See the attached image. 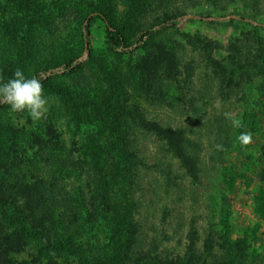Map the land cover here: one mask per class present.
Wrapping results in <instances>:
<instances>
[{
  "label": "rangeland",
  "instance_id": "rangeland-1",
  "mask_svg": "<svg viewBox=\"0 0 264 264\" xmlns=\"http://www.w3.org/2000/svg\"><path fill=\"white\" fill-rule=\"evenodd\" d=\"M97 10L125 27L129 43L138 37L131 26L177 19L152 42L177 63L174 78L164 77L161 100L141 93L140 50L113 54L97 18L89 60L84 21ZM66 63L82 68L65 75ZM17 68L49 76L54 88L44 89L49 105L39 121L0 111V217L22 204L15 190L59 182L74 199L66 211L74 217L57 264L118 256L116 226L131 220L138 250L155 243L174 260L192 246L198 264H264V0H0V78ZM107 103L136 106L151 123L183 129L200 158L196 180L159 135L143 132L137 189L118 188L113 203L127 211L114 215L106 206L114 197L97 179L109 171L102 169L108 151L99 148Z\"/></svg>",
  "mask_w": 264,
  "mask_h": 264
},
{
  "label": "trees",
  "instance_id": "trees-1",
  "mask_svg": "<svg viewBox=\"0 0 264 264\" xmlns=\"http://www.w3.org/2000/svg\"><path fill=\"white\" fill-rule=\"evenodd\" d=\"M94 18L102 22L107 46L113 54L125 56L140 50L137 70L141 78V93H145L147 98L155 97L156 100H161L164 77L167 74L170 79L174 78V68L177 63L173 53H165L164 49L152 45V42L157 36L175 26L177 19L164 17L155 25L140 31L135 30L136 26H131L130 28L138 32V37L134 42L129 43L125 27L117 26L108 11L97 10L84 21L83 44L87 57L91 61L94 60V52L90 26ZM252 25L260 27L256 22H253ZM161 56H164L165 60ZM81 68L82 64L80 63L75 65L66 63L64 74L78 72ZM12 74L9 72L8 76L11 77ZM35 77L40 79L45 90L54 88L49 76L44 78L36 74ZM5 107L9 106L0 104V111ZM103 108L106 120L104 123L106 137L99 142V148L102 151L104 148L108 151L109 155L105 158L106 161L102 165V169L109 171H106L107 174L104 177L97 179L99 186L107 189L109 195L112 194L114 197L112 200L110 196L106 202V206L114 215L127 211L121 206L119 209L118 204L113 203V201L117 203L119 201L117 193L122 189L118 188L124 186L123 190L130 194L137 189V171L139 167L144 166L139 152L138 135L143 132H153L159 135L164 140L168 152L179 161L191 178L196 180L200 158L195 153L196 145L186 137L183 129L173 130L162 127L158 123H151L133 105L122 107L119 103H107ZM223 144L217 143V148L221 149ZM55 182L56 186L51 183L49 187L40 184L37 190H33L34 188L32 187V189L30 186L23 191L15 190L16 196H21L23 201L19 206L17 200L12 203L11 210H6L1 214L0 264H57L56 257L62 255L65 250L67 241L64 237L71 230V218L74 216L67 215V209L74 199L71 194L58 186L59 182ZM71 214L74 213L71 212ZM115 231L118 241V256L99 261L98 264H198L192 246L174 260L171 257L161 256L155 243L145 251L138 250L139 228L134 220L122 227L117 225ZM212 242L210 237L205 239L203 249L207 257L211 256ZM35 244H38V247ZM26 252L28 256L24 258L23 254Z\"/></svg>",
  "mask_w": 264,
  "mask_h": 264
},
{
  "label": "clouds",
  "instance_id": "clouds-1",
  "mask_svg": "<svg viewBox=\"0 0 264 264\" xmlns=\"http://www.w3.org/2000/svg\"><path fill=\"white\" fill-rule=\"evenodd\" d=\"M0 104H7L13 113H27L33 121H39L48 111L49 97L40 79L26 76L17 68L8 79L0 78ZM241 139L247 142L250 137Z\"/></svg>",
  "mask_w": 264,
  "mask_h": 264
}]
</instances>
